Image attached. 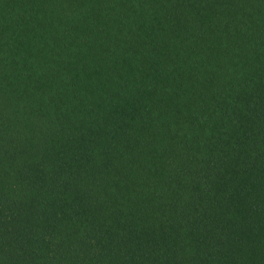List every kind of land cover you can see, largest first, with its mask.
Instances as JSON below:
<instances>
[{
	"label": "trees",
	"instance_id": "1",
	"mask_svg": "<svg viewBox=\"0 0 264 264\" xmlns=\"http://www.w3.org/2000/svg\"><path fill=\"white\" fill-rule=\"evenodd\" d=\"M0 264H264V0H0Z\"/></svg>",
	"mask_w": 264,
	"mask_h": 264
}]
</instances>
